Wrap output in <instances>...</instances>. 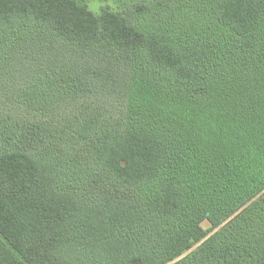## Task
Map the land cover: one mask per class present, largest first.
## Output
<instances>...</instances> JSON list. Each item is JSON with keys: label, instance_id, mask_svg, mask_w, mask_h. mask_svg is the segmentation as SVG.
Masks as SVG:
<instances>
[{"label": "trees", "instance_id": "obj_1", "mask_svg": "<svg viewBox=\"0 0 264 264\" xmlns=\"http://www.w3.org/2000/svg\"><path fill=\"white\" fill-rule=\"evenodd\" d=\"M152 2L0 0V264H264V0Z\"/></svg>", "mask_w": 264, "mask_h": 264}, {"label": "rangeland", "instance_id": "obj_2", "mask_svg": "<svg viewBox=\"0 0 264 264\" xmlns=\"http://www.w3.org/2000/svg\"><path fill=\"white\" fill-rule=\"evenodd\" d=\"M89 6V8L95 12V13H100L103 7H109L111 9H121L124 11H129L131 10L135 5H140V4H146L149 6V8H152V10L148 11L147 17H154L153 12L155 11L154 9L156 8L154 5V2L152 0H81ZM166 10L164 9L162 13H157V17L164 16L166 14ZM211 123H222L221 120L215 115L213 119L209 120ZM210 123V122H209ZM202 225L205 228H208L211 226L209 221H204Z\"/></svg>", "mask_w": 264, "mask_h": 264}]
</instances>
